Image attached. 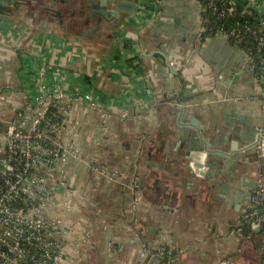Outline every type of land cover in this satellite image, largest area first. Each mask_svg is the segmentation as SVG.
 <instances>
[{"label":"crops","instance_id":"0c3cea01","mask_svg":"<svg viewBox=\"0 0 264 264\" xmlns=\"http://www.w3.org/2000/svg\"><path fill=\"white\" fill-rule=\"evenodd\" d=\"M240 1L264 18V0ZM207 26L200 0H0V92L20 101L45 58L107 112H72L81 159L57 199L74 207L63 215L73 264H147L158 245L174 264H264V225L250 239L234 230L264 183L261 76Z\"/></svg>","mask_w":264,"mask_h":264},{"label":"built area","instance_id":"2783aa9c","mask_svg":"<svg viewBox=\"0 0 264 264\" xmlns=\"http://www.w3.org/2000/svg\"><path fill=\"white\" fill-rule=\"evenodd\" d=\"M159 1L152 0L157 6ZM203 6L218 22L216 33L237 46L250 37L247 53L261 76L264 110V18L257 16L254 27L244 23L226 28V18L247 13L237 0H205ZM64 68L42 58L30 82L18 89L20 101L11 99V89L0 92V110L6 105L2 102L6 95L11 106L9 112L0 111V264H73L63 215L74 207L67 198L63 202L57 199L58 188L71 189L65 165L81 159L82 132L72 112L106 110L97 94L75 87L76 76ZM255 147L264 157V132L258 131ZM98 172L111 179L118 176L117 172ZM258 181L234 227L246 239L264 223V183ZM144 260L147 264H174L172 252L163 245L146 249ZM219 264L232 262L222 260Z\"/></svg>","mask_w":264,"mask_h":264},{"label":"trees","instance_id":"16d2710c","mask_svg":"<svg viewBox=\"0 0 264 264\" xmlns=\"http://www.w3.org/2000/svg\"><path fill=\"white\" fill-rule=\"evenodd\" d=\"M202 5L204 4L205 0H200ZM241 1H238V4H240ZM240 7L242 9V6L240 4ZM240 12V9L238 10ZM239 15V14H238ZM230 16L224 20L226 28L232 27L236 24L242 25L244 23H248L249 25H252L253 27L256 25L255 18H257V15L255 12H247L246 14L242 16ZM203 17L206 21V23L209 25L207 26L208 28V34L212 35L216 32L217 29V24L218 22L216 21L215 17L209 12L208 8L203 6ZM211 29V30H210ZM251 39L248 36V38L245 40L244 43H242L239 47L244 49L246 52L250 51L247 49V43L251 44Z\"/></svg>","mask_w":264,"mask_h":264},{"label":"water","instance_id":"95a60500","mask_svg":"<svg viewBox=\"0 0 264 264\" xmlns=\"http://www.w3.org/2000/svg\"><path fill=\"white\" fill-rule=\"evenodd\" d=\"M100 12H101V13H106L107 11L101 9ZM112 13H113V12H112ZM106 14H107L108 17H110V13H106ZM113 14H115V12H114ZM206 148H207V147H206ZM212 150H213V149H212ZM215 150H216V149H214L212 152H214ZM209 152H210L209 149H207V150H206V154L211 155L212 153H209ZM261 225H264V223H262ZM257 229H259V227H258Z\"/></svg>","mask_w":264,"mask_h":264},{"label":"rangeland","instance_id":"374dc122","mask_svg":"<svg viewBox=\"0 0 264 264\" xmlns=\"http://www.w3.org/2000/svg\"><path fill=\"white\" fill-rule=\"evenodd\" d=\"M64 199H65V197H63V195H61V198L59 200L63 202Z\"/></svg>","mask_w":264,"mask_h":264},{"label":"flooded vegetation","instance_id":"af4514ba","mask_svg":"<svg viewBox=\"0 0 264 264\" xmlns=\"http://www.w3.org/2000/svg\"><path fill=\"white\" fill-rule=\"evenodd\" d=\"M93 14H99V12H96V10H94L93 12H92ZM96 18H98V17H96Z\"/></svg>","mask_w":264,"mask_h":264}]
</instances>
